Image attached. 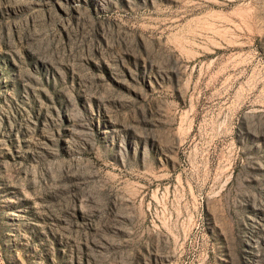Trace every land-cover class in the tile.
Wrapping results in <instances>:
<instances>
[{
	"label": "rangeland",
	"instance_id": "rangeland-1",
	"mask_svg": "<svg viewBox=\"0 0 264 264\" xmlns=\"http://www.w3.org/2000/svg\"><path fill=\"white\" fill-rule=\"evenodd\" d=\"M0 264H264V0H0Z\"/></svg>",
	"mask_w": 264,
	"mask_h": 264
}]
</instances>
